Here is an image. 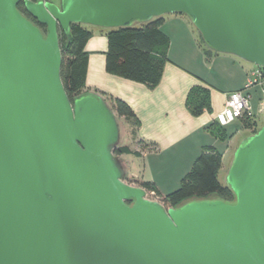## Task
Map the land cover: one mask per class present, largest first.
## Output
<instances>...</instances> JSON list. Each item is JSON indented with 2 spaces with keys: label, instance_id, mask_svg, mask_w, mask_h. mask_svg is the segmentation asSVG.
I'll return each instance as SVG.
<instances>
[{
  "label": "water",
  "instance_id": "water-1",
  "mask_svg": "<svg viewBox=\"0 0 264 264\" xmlns=\"http://www.w3.org/2000/svg\"><path fill=\"white\" fill-rule=\"evenodd\" d=\"M171 14L264 68V0H0V264H264V112L226 172L233 200L167 207L129 183L106 97L65 88L59 28Z\"/></svg>",
  "mask_w": 264,
  "mask_h": 264
},
{
  "label": "crops",
  "instance_id": "crops-1",
  "mask_svg": "<svg viewBox=\"0 0 264 264\" xmlns=\"http://www.w3.org/2000/svg\"><path fill=\"white\" fill-rule=\"evenodd\" d=\"M161 27L170 37L171 45L161 80L153 88L109 73L106 70L107 30L90 28L93 35L85 47L89 54V66L84 90H97L106 98L120 97L131 105L137 120L131 119L128 122L136 134L130 132L133 145H125L140 152L137 159L141 161L136 164L142 170V177L138 180L131 179V184L140 186L142 181H151L163 198L168 194L170 185L171 189L172 186L177 188L181 177L192 167L204 146L214 145L218 148L221 139L208 126L216 122L215 116L223 109L227 94L242 89L255 66L242 62L233 55L205 54L196 37L195 27L184 14L165 16ZM199 69H208V80L213 88L210 91L208 109L196 115L187 106V97L192 88L203 86L200 79L203 74ZM254 92L262 97L257 99V110L253 107L255 113H259L264 95L259 86L255 87L251 90V100ZM238 122L247 129L241 119ZM227 126L224 127L226 131ZM140 140L142 143H139ZM228 149L229 146L223 152L218 148L223 154V164ZM175 150L177 153H174ZM125 155L122 154L121 157L124 158ZM171 159L185 169L175 176L173 183H166L162 178L167 175L163 166ZM127 163L130 169V164L128 161Z\"/></svg>",
  "mask_w": 264,
  "mask_h": 264
},
{
  "label": "trees",
  "instance_id": "trees-1",
  "mask_svg": "<svg viewBox=\"0 0 264 264\" xmlns=\"http://www.w3.org/2000/svg\"><path fill=\"white\" fill-rule=\"evenodd\" d=\"M19 8L26 13L23 4H20ZM164 20L165 17H161L133 27L107 30L106 70L148 87H155L163 75L171 45L170 37L161 27ZM59 34L63 53L62 79L68 94L73 96L85 91L89 66V54L85 47L93 32L86 25L72 24L70 38L60 28ZM203 48L208 56L213 53L204 46V43ZM209 98L208 88L195 86L187 97V106L193 114L199 115L208 109ZM112 99V106L119 117L137 120L135 111L126 100L120 97ZM241 120L247 128L253 127L252 133L259 128L258 119L244 117ZM208 129L218 139L225 140L227 137V131L217 122L209 125ZM133 134H136L135 130ZM139 143L142 141L140 140ZM116 153L141 155L138 150H133L125 144L119 146ZM222 164V152L214 145L204 146L191 169L182 177L179 187L164 196V200L171 206H177L189 199L208 198L214 193L226 200H233L232 190L219 180ZM140 186L159 195L151 181H142Z\"/></svg>",
  "mask_w": 264,
  "mask_h": 264
},
{
  "label": "rangeland",
  "instance_id": "rangeland-1",
  "mask_svg": "<svg viewBox=\"0 0 264 264\" xmlns=\"http://www.w3.org/2000/svg\"><path fill=\"white\" fill-rule=\"evenodd\" d=\"M56 1H59V0H56ZM87 27H89V28H95V27H91V26H87ZM99 29H101V28H99ZM194 30L196 32V37H197L198 41L200 42V44L202 46V50H203L204 48H203V43H202L201 36H200V34H199V32L197 31L196 28H194ZM235 58H238V57H235ZM238 60H241L242 62H246V61H244V60H242L240 58H238ZM207 65H209V64H207ZM199 71H201V73L204 75V76L203 75L200 76V79H201V81L203 83V86L205 88H208L209 89V92H210L211 89L213 88V85L208 80L209 79V75H210V73L208 72V69H205V70L204 69L203 70L202 69H199ZM205 76H206V79L204 78ZM95 91H97V90H95ZM254 94L255 95L253 97V100H251V104L254 107V109L257 110V105H258V102H259V100H257V99H260L262 97L260 96V94L257 96L256 92H254ZM106 99L112 105L113 99L111 98V96H107ZM257 116H258V118H257L258 119V125L260 127L262 125V122H263V114H258ZM122 121L124 122L125 130H126L125 131V136H124V139H123V144L133 145V140H132V137L130 135L131 134L130 132H133V129H131V126H130L128 120L122 118ZM226 129H227V137H226V140H219V142H218V148L221 149V151H223V152L226 151L227 147L229 146L228 153L226 154L225 159H224L223 168L219 172V180L223 184H225L226 172L228 171V169H229V167H230V165L232 163L235 149L237 148V146L239 145V143L246 136H248V135H250L252 133L253 127L250 128V129H248V128L246 129L245 127H242V125H240V123L238 122V119H237L235 123L227 126ZM231 138L234 139V140L232 139V143L230 142L231 141ZM174 153H177V150H175ZM119 155L121 156V154H119ZM137 158H138V156H135V155L131 156L129 154H126L124 156V159L126 161H128L129 164H130V169H129V171H130L129 172V177L130 178L128 179L129 183H132L131 179L138 180V179H140L142 177V170L139 167V165L136 164V162L138 163L141 160H139ZM163 168H165L166 169V172H167V175L165 177H162L166 181V183H170V182L173 183L174 180H175V176L179 175L185 169L182 166L178 165L177 163L175 164L174 159H171L170 161H166L165 162V165L163 166ZM154 170H155V173L157 174L156 169H154ZM185 173H187V172H185ZM146 175L148 176L149 174H146ZM182 177H181V179H182ZM181 179H180L179 182H181ZM179 185H180V183L178 184L177 188L179 187ZM174 187L175 186H172V189H171V185H170V187H168V189H171V190H168L167 189V191H169L167 193L169 194V193H171V192H173L174 190L177 189V188H174ZM217 196H218V194L214 193V194H211L209 196V198H211V197H217ZM149 198L150 199H153V200L156 199V198H154L152 196H150ZM158 201H160L162 204H164L167 207H170L171 206L162 197H161V199L159 198Z\"/></svg>",
  "mask_w": 264,
  "mask_h": 264
},
{
  "label": "built area",
  "instance_id": "built-area-1",
  "mask_svg": "<svg viewBox=\"0 0 264 264\" xmlns=\"http://www.w3.org/2000/svg\"><path fill=\"white\" fill-rule=\"evenodd\" d=\"M260 87L264 95V68L255 66L249 73L248 78L242 89L229 92L223 109L215 116V121L222 127H225L237 119L244 117L257 119L258 114L264 112V100L259 107V113H255L251 104V90ZM147 197L150 196L158 200L161 197L155 191L147 190Z\"/></svg>",
  "mask_w": 264,
  "mask_h": 264
}]
</instances>
